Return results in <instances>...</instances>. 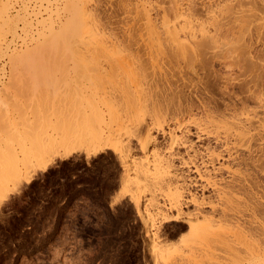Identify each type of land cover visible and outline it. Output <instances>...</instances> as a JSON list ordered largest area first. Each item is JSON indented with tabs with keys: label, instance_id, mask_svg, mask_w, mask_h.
Wrapping results in <instances>:
<instances>
[{
	"label": "rangeland",
	"instance_id": "rangeland-1",
	"mask_svg": "<svg viewBox=\"0 0 264 264\" xmlns=\"http://www.w3.org/2000/svg\"><path fill=\"white\" fill-rule=\"evenodd\" d=\"M10 1L8 25L11 27H8L6 46L0 47V264H260L263 243L253 233L242 234L233 223L219 225L217 214H213L215 219H211L210 224L200 223L199 219L191 229L175 221H163L165 215L176 214L170 210V204L178 199L180 191L170 192L165 188L170 176L166 163L168 137L162 136L158 128L168 130V126H175L170 114L178 103L177 94L184 105L197 104L202 99L210 107L218 104L222 110L224 104L234 102L236 106L229 114L236 113L242 120L256 116V112V120L261 119L264 111V0H246L247 3L242 0L245 7L239 8L245 12L243 14L247 10V14L261 17L253 24L261 26L260 30L251 25L245 32L251 51L248 58L253 55L249 59L257 64L246 62V56L243 59L237 54L238 58H234L235 52L234 56L230 53L226 58L209 57L200 62L162 58L152 65L134 63L119 67L105 64L71 67L69 63L52 62L13 66L7 59L10 54L20 56L23 51L25 54L26 47H33L49 29L57 28L66 16V3L65 0ZM235 1L180 2L185 10L188 8L196 17L204 19L211 5V13L219 14L228 4L236 6ZM139 2H146L151 16H155L154 22L161 19L164 11L161 10L169 5L167 0H88L81 4L93 14L91 17L109 43L115 41L118 45L126 41L125 34L136 33L139 20L135 22L138 17L134 14L141 9ZM11 29L15 30L13 34ZM137 54L145 57L142 50ZM250 94L259 97L261 108L252 103ZM240 101L245 104L241 105ZM186 114L182 112L180 118L191 134L196 131L197 122L212 134L216 130L221 139L225 136V128L222 137L223 126L218 127L217 123L213 127L212 120L204 119L201 111ZM90 137L100 138L106 149L92 155L93 148L86 143ZM76 138H79L77 152L61 159L60 144L75 145ZM189 138L197 152H194L197 164L210 161V150L221 154L213 160L212 166H207L213 172L199 181L207 190H196L197 199L204 198L225 209L228 207L224 206H231L229 215L238 214L234 216L242 218L241 222L250 232L251 228L264 227V143L263 151H258L260 147L257 148L255 142L251 141V148L247 149L245 140L236 137L235 140L228 137L230 143L226 140L221 144L213 137L200 142L194 135ZM144 144L146 147L141 150ZM179 151L186 152L183 148ZM174 164L181 167L178 161ZM141 168H145L147 174L140 172ZM235 186L242 192L236 191ZM249 186L252 188L248 189ZM217 187H222L223 191L228 188L227 191L234 194L227 191L223 194L215 189ZM184 191V197H179L185 204L183 210L193 213L195 207ZM219 191L226 203L224 206ZM244 200L247 206H243ZM203 208L205 213H210V207ZM141 219L147 220L146 226ZM157 227L159 241L152 245L149 234L155 233Z\"/></svg>",
	"mask_w": 264,
	"mask_h": 264
},
{
	"label": "bare ground",
	"instance_id": "bare-ground-1",
	"mask_svg": "<svg viewBox=\"0 0 264 264\" xmlns=\"http://www.w3.org/2000/svg\"><path fill=\"white\" fill-rule=\"evenodd\" d=\"M9 1L10 0H0V47L2 45L6 46L5 40H6L7 33L9 32L8 21H9V14L11 12V11L9 12V10H11L9 7V6H11L10 5L11 1L10 2ZM65 1H64V3H66V4L64 5V12L66 13V16H65L64 20L61 22L59 21L60 24L58 25L57 28H51V29L48 28L49 29V33H47L48 35L45 34V35H42V37H40L39 39L37 38L38 40L35 41L36 42L35 45L33 47L30 46L31 49L30 48L28 49L24 44V46L26 47L25 54L23 51V55H20V56L17 55L18 53L15 56H12V54H10L11 57L7 56V57H9V58H7V59H9V62H10V60L12 61L13 66H17L18 64H25L27 62L32 63V64H33V62H35L34 64H36L37 62H41V63L52 62V64L53 63H58V64H62V63L66 64L67 63L66 65H68V63H69V64H71V67L72 66H80V67H82V66H84V67H88V66L95 67L96 66V67H98V66H102V65L104 66V64L105 65H115V67H117V66L119 67L122 65H132L134 63H136V64L138 63L141 66L144 64L152 65V63L158 62L160 59L162 60V58H166V60H168V58H174V59L175 58H187L189 61H192V62L193 61H199L200 62L203 59H204L203 61H205V59L206 58L208 59L209 57L210 58H218V57L222 58V57L228 56L227 54L230 55V53H231V55H232V53H235V52H237L236 55L235 56L232 55V56H234V58H236V56L238 58V55H241V57L243 56V59H244V56H246L245 57L246 62L250 61L251 65H253L255 63V62L250 60L251 58H253V55L251 56V58L249 57L250 59L248 58L251 51L249 49L250 46L248 47V45H249L248 40L249 39L247 41L245 39V35H246L245 32H247L249 30L251 25L253 26V24H255L256 20L257 21L261 20V17H260V15L256 16V15L247 14V10H245V9L244 10L246 11V14H243L245 12L243 10H239V8L243 7L242 0H240V2H242V4L236 0L235 2H237V4H238V5L236 4V6H235V3L233 6L231 5V7H229V4H228V8H230L229 11H228V8L226 9L228 12H226V10L223 9L222 5H221V8L223 10H225V11H222L221 13L225 12L224 15H226V16L222 15L221 17H220V15H221L220 12H219V14H215V12L211 13V12H213L212 8H211L212 5H211V7H209V9L207 10L206 16L204 17V19H200L201 17L198 18V16L196 17V14H194L195 12L193 13V12L189 11L188 8L186 10H188L189 12L186 11L183 8L184 7L183 4L180 2L181 0H167L168 4H169L168 8L166 10L165 9L161 10V12L164 10L162 12L163 15L161 14V19H159V20L156 19L157 21H160V22H157V21L154 22L155 16L154 17L151 16L150 10L145 5L146 2L145 3L142 2L143 4L141 2H139L141 4V5L139 4L141 6V9H140V11L139 10H137V12L135 11L136 14H134L135 16H137L139 18V19L137 18V20L135 19V22L138 20L140 21V22L138 21L139 24L135 30L136 33H133L131 31V33H133V34H130V33L125 34V36H123V37L125 38L126 41L122 40L121 44L118 43V45L120 44V46L116 45V42L114 40H113L114 41L113 43H109L108 38L102 32L100 27H98V25H97L98 23L96 24L95 18L93 17L95 20L94 21L93 18L91 17V15L93 16V14L91 13V15H90V12H89L90 10H87V8H86L87 6L85 7V6H83V4H81V3H87L88 0H87V2H85L86 0H84L81 3L78 2L79 0H67L66 2ZM215 1H217V0H215ZM243 1H244V3H247L246 0H243ZM247 1H250V0H247ZM86 5H88V4H86ZM135 5L137 6L138 4H135ZM58 6L59 5H57V7ZM253 6H255V5H253ZM244 7H245V4H244ZM257 7H258V5H257ZM191 8L193 9V7H191ZM133 11H134V9H133ZM219 11H221V10H219ZM256 11H257V9H256ZM260 11H262V10H260ZM62 12H63V10H62ZM58 16H59V14H58ZM15 24H12V25H15ZM257 26L258 25H256V27ZM47 27H49V26H47ZM253 27H255V26H253ZM258 27L256 28V30L258 29ZM42 28L44 29L45 27H41V29ZM260 28H262V27L260 26L259 30H260ZM251 31H252V29H251ZM13 32H15V30L14 31L12 30V34H13ZM25 34H27L26 31H25ZM261 34H263V33H261ZM247 35H248V33H247ZM14 36H16V33ZM246 38H247V36H246ZM111 39H112V37H111ZM11 41H12V39H11ZM111 42H112V40H111ZM246 42L248 43V45ZM133 45H135V47H132ZM132 49L133 50L135 49L136 52L134 53L132 51ZM140 50H142L143 53L145 54L144 58H140V56L137 54L138 51H140ZM143 56L144 55H142V57ZM247 58L249 60H247ZM180 60H182V59H180ZM231 62H233V61H231ZM189 63L191 65V62H189ZM255 64H257V63H255ZM149 70H147V71H149ZM193 72H194V70H193ZM153 73H155V72H153ZM261 73H262V71H261ZM193 75H194V73H193ZM168 90H169V88H168ZM247 91H249V90H247ZM251 91H250V93H251ZM252 93H253V91H252ZM253 94H255V93H253ZM253 94H250V100L252 98V103L255 102L257 104V105L255 104L256 107L259 108L260 107L259 106L260 105V102H259L260 99L257 95H255V97H254ZM175 98L177 100L176 102H178V103H177L176 107L173 106L174 109H173L172 115L170 114V116H171L170 118L174 119L173 123L175 124V126L169 127L167 124V126L169 128L168 130H165L163 127L158 128L159 133L162 136L168 137V141H167L168 147L166 149L169 150V157L167 158L166 163H167V167L169 169L170 176L168 178L169 181L165 182L164 185H165V188L170 192H171V190H173V191L179 190L180 191L179 192L180 198L184 197L183 196V194L185 193L184 190H186L187 194L190 197L188 201L190 204L194 205L195 208H194L193 213H185L183 210V207L185 206V204H184V202H182V199L180 200L178 197V199H174V201L170 204L171 205L170 210L173 209V211H175L176 214L173 216L165 215L163 217V221L164 222L175 221V222L180 223L182 226L184 225V226H187L188 228L191 229L195 224L196 225L198 224L195 221H197L199 219H200L199 221H201L200 223L203 222L206 224H210L211 219H215V217H214L215 215H213V214H217L218 218L216 220L219 223V225H221L225 222H227L229 225H231L233 223V227L235 226L234 228L237 229L239 232H242V234L247 235V236L252 235L251 233H253L254 234L253 236H256L257 239H259V241H261L263 243L262 259L260 261V264H264V227H262V226L258 227V228L253 227L254 229L252 230V228H251V232H250V230L248 229L249 227L247 228L245 223L241 222L240 219H242V218L239 219V218H236L234 216V215H238V214L232 215L233 214L232 213L231 215H229L228 210H229V212H231V209H230L231 206H227L226 203L223 201V198H222L223 197L222 192L224 194V192H226L228 188L226 189V191H223L221 189L222 187L221 188H218V187L215 188L216 190L220 189V191H222V192L219 191L221 194V198H222L221 200L225 203V204H223V203L222 204H223V206L226 205L224 207H228L227 209L220 207V206H217V205L215 206L209 202H206L204 200V198H202L201 200L197 199L196 190H199L200 192H202L204 189L207 190V188L205 186L199 184V181L201 179H205L206 176L209 175V173H211L210 171H212V170H209L207 168V166H209V165L212 166L214 163L213 160L214 159L217 160L218 157L221 156V154L220 153L218 154L217 152L211 151L209 149V146H206L207 147L206 149L210 150V152H209L210 154L208 156L210 158V161L205 163L204 161H202L203 160L202 159L201 164H197L195 162V159H196L195 157L197 156L195 154L197 152L194 149V144L191 142V140H189L190 139L189 136H192V135H194L196 140L199 142L202 141L203 139H206V138L208 139L209 137H213L215 142H217V143L220 142V144H221L222 141L224 143L226 140H227V142H229L228 141L229 139H231V138L234 139V137H236L237 139L240 138V140L241 139H243V141L245 140L244 142H246L245 144H247V146L245 145L247 149L251 148L249 143L252 141V143L253 142L256 143L257 148L260 147L258 151H263L262 150L263 149L262 144L264 143V111L262 113L263 116H261V119L256 120L258 118V117H256L258 114H256V112H254L256 116H251V117L249 116L246 118H242V120H241V119H238L239 117L237 118V116H235V115H237L236 113H233L234 115H231L232 112H231V114H229L230 110L234 109V107L236 106L234 102H231L232 104H224L223 109L220 110V107L218 106V104L215 103V104H213V107H210L209 105L205 104L202 99L200 101H198L197 104L188 102V104L184 105V103H181V99H180V96H178V94H177V97H175ZM175 98H174V100H175ZM248 98H249V96H248ZM153 100H154V98H153ZM168 100H170V98ZM163 102H165V100ZM172 102L174 103V101H172ZM153 103H152V105H153ZM173 103H172V105H175ZM240 103H241V105L245 104L244 101L243 102L240 101ZM160 104H162V103H160ZM210 105L212 106V104H210ZM164 109H166V108H164ZM245 109H247V108H245ZM193 110L201 111L204 114L203 115L204 119L205 118L208 119L207 121H209V119H211L212 121H210V122L213 123V127H215V125L217 123H219V124H217V126L221 124L220 126L221 127L223 126V131H222L221 135L222 134L224 135L225 130H226L227 132H226L225 136L223 137V135H222L223 138L221 139L220 136L218 135L219 133L216 130L210 129V130H214L213 132H215V133L217 132L216 135H214L215 133L212 134L211 133L212 131L211 132L207 131L204 128H203L204 129L203 130L201 128L202 126L201 125L199 126V124L197 122H195V124H194L196 131L191 134V130L187 128L185 122L184 123L182 122L180 116H181L182 112H186L187 114H193ZM234 112H235V110H234ZM245 112H247V111L245 110ZM215 113H217V115L219 114L217 117L220 116V118H217ZM226 113L229 115H226ZM213 114L217 118V121L215 120L216 118H214ZM241 116L242 115H240V117ZM223 118H225V120H223ZM218 119H221V121ZM243 119H245V120H243ZM199 120H201V119H199ZM205 123H206V121H205ZM224 128H225V130H224ZM252 130H254V131L252 132ZM93 136H95V135H93ZM228 137H231V138H228ZM132 138H135V137H133V134H132ZM85 139H84V141H85ZM74 141H76L75 145L73 143H67V142H63L60 144V148H59L60 150L58 149V151H60L59 157L61 159L66 158V157L74 154L75 152H77V150L79 148L77 146L78 145L77 142H79V138L74 139L73 142ZM149 141H150V139H149ZM227 142H226V144H227ZM258 142H260V143H258ZM86 143L93 148L92 149L93 150L92 155H96L97 153L103 152L106 149V146L101 144V139L98 137H90L86 141ZM145 147H146L145 144L141 145L140 149L144 150ZM226 147H228V145ZM180 148H183L184 152L185 151L186 152L183 154L182 152L179 151ZM195 148H196V146H195ZM225 149H227V148H225ZM191 151H193V153ZM228 151H229V149H228ZM190 152L192 153V155L190 154ZM194 152H196V153L194 154ZM219 152H221V151H219ZM214 153H216V154H214ZM56 154H58V152ZM227 155L229 156V154H227ZM230 157H231V153H230ZM243 160L245 161V159H243ZM243 160H241V161H243ZM174 161H178V163L181 167L175 166ZM142 166H144V165H142ZM218 169H221V168H218ZM140 172H142L143 174H147L148 171L145 170V168L144 169L141 168ZM179 181H182L183 183L179 184ZM228 183L227 184L230 185V182H228ZM235 183H236V181H235ZM240 183H241V181H240ZM240 183H239V185L241 187L242 184H240ZM243 183H245V182L243 181ZM254 183H253V185L257 184V183L256 184H254ZM227 184L225 186L229 187V186H227ZM250 185H252V184H250ZM230 186L233 187L234 185L233 186L230 185ZM231 187H229V189ZM236 188L237 189H235V188L234 189L237 191L238 187H236ZM241 188L243 189V186ZM251 188L249 186L248 189H251ZM192 190H194L195 192ZM239 191H240V189L238 190V192ZM246 191H247V189H246ZM227 192L232 193V191H227ZM233 192H235V191H233ZM240 192H242V191H240ZM232 194H234V193H232ZM236 194H238V193H236ZM221 200H220V202H222ZM227 200H230V198ZM227 200H226V202H227ZM244 201L246 202L247 200H244ZM245 202H244V204H245ZM222 204H221V206H222ZM204 206L210 207V213L209 214L205 213V210L203 208ZM243 206H247V202ZM239 217H242V214ZM141 220H142L144 226H146L147 220H145V219H141ZM216 220H213V221L216 222ZM192 222H195V223H192ZM203 227H204V225H203ZM159 231H160V229L157 227V229L155 230V233L149 234L151 237V240H152V242H151L152 245H153V243L159 241L158 240L159 239ZM155 244L157 245L158 243H155ZM259 253L261 255V251H259Z\"/></svg>",
	"mask_w": 264,
	"mask_h": 264
}]
</instances>
